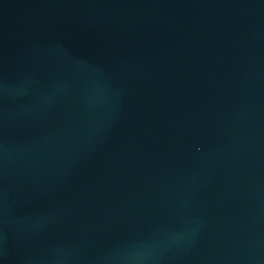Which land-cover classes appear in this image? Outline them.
<instances>
[{
    "label": "water",
    "instance_id": "95a60500",
    "mask_svg": "<svg viewBox=\"0 0 264 264\" xmlns=\"http://www.w3.org/2000/svg\"><path fill=\"white\" fill-rule=\"evenodd\" d=\"M0 264H264V0H0Z\"/></svg>",
    "mask_w": 264,
    "mask_h": 264
}]
</instances>
